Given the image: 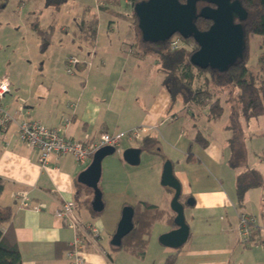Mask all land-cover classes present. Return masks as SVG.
<instances>
[{
	"label": "crops",
	"instance_id": "1",
	"mask_svg": "<svg viewBox=\"0 0 264 264\" xmlns=\"http://www.w3.org/2000/svg\"><path fill=\"white\" fill-rule=\"evenodd\" d=\"M121 20L120 23L110 20L107 29L111 34L104 36L95 21H81L83 30L86 26L96 29L90 31V36L83 30L76 34L74 45L82 62L75 72L63 83L41 74L36 79H29L24 92L18 94L13 93V83L8 79L10 91L1 100V106L12 113L21 108L30 120L63 128L64 136L74 141L86 142L103 132L116 133L148 126L144 136L158 140L155 151L143 150L139 141L127 139H123L116 150L121 153L126 148L139 147L140 158L145 153L151 156L147 177L140 168L127 170L125 165L121 166L127 171L128 182L136 188L133 197L137 202L153 203L163 208L168 216H175L169 206L173 190L160 182L163 163L169 160L181 185L180 197L191 196L194 209L201 210L198 221L206 219L204 228L198 227L201 243L181 249L175 264H233V254L240 246L239 212L252 214L257 220L251 240L242 243L243 246L264 248V208L261 207L260 212L248 209L250 192L259 187L264 189V123L252 130L246 129L248 121L243 123V136L238 144L244 149L236 153L244 157H240V163L233 167L229 110L221 118L213 119L208 116L207 106L184 103L178 97L172 100L163 83L164 74L156 62V55L140 50L129 21ZM116 27L117 30L120 28L119 32L115 31ZM68 54H63L61 59L64 71ZM37 67L41 70L44 64ZM66 120L69 123L65 127ZM220 120L217 130L213 131L210 127ZM197 136L205 143L198 141ZM208 167L216 172V177L202 175ZM80 172L71 154L54 157L42 167L38 162V151L18 138L15 121L0 136V177L5 182L0 205H10L13 209L12 219L5 229L11 241L17 244L21 264H68L65 251L74 237V230L56 212L65 200H73L76 209L84 207L92 212L87 205L79 204L88 195L76 185ZM242 173V182L253 185L246 189L241 205L237 199V178ZM21 190L28 193L32 204L41 202L44 206L40 210L20 207L15 196ZM117 191L118 195L113 197L126 204V190ZM261 199L264 200V195ZM217 215L219 221L212 229L210 219ZM91 218L84 223L96 226L100 234L85 249L86 264H165L166 257L175 250L157 240L160 234L174 228L165 219L161 220V228L157 231L154 225L146 253L139 258L113 248L110 240L108 248L101 240L102 220ZM189 219H193V215H189ZM186 222L190 231L185 242L188 245L194 231L187 219ZM116 225L107 232L110 239ZM151 256L157 262L151 263Z\"/></svg>",
	"mask_w": 264,
	"mask_h": 264
},
{
	"label": "rangeland",
	"instance_id": "2",
	"mask_svg": "<svg viewBox=\"0 0 264 264\" xmlns=\"http://www.w3.org/2000/svg\"><path fill=\"white\" fill-rule=\"evenodd\" d=\"M100 2L104 4V2L97 0H0V80L4 78L11 80L13 83L12 91L17 94L18 92H24L27 84L30 82L29 79H36L38 76H41V74H43L45 78L47 77L54 80V82L63 83L67 79V76L72 75L67 74L62 68L61 59L63 54L72 53L79 56L78 49L76 45H74L77 39L76 34L79 33L80 30H83L82 24L79 23L84 19H86V21H95L98 23V28L100 25L101 35L104 36L111 34L107 29V24L110 20L118 23L122 21L116 14L101 10ZM127 2H129V0H122L120 5L113 6L112 4V6L118 12L127 10L129 12L131 7ZM109 3L111 4L112 2L110 1ZM249 18L250 17L244 22V26L248 23ZM35 20L38 21L40 27H48L53 33L51 45L47 50L42 52L38 49L40 39L32 28V22ZM76 23L78 24L76 25ZM84 29L83 33L86 36H90V31H93L96 27L86 26ZM119 29L120 28L117 30L116 27L115 31L119 32ZM177 36L181 38L180 35L174 34L169 41L175 39ZM136 42H139L138 38H136ZM184 45L190 50L196 47V43L193 39H190L187 44L183 42L182 45L180 44L176 48H180ZM246 45V53L248 54L246 65L250 74L255 76L259 73L261 77H264V37L247 32ZM138 47L142 50L145 46L143 43L139 42ZM42 63L44 64V68L41 70L37 69V66ZM207 74H210L208 70L206 73L201 72L197 74L196 81L194 82L196 88L205 86L203 79ZM230 88L232 87L229 85L222 89L221 86L209 82L212 100L214 101L218 98L220 104L221 102L225 103L227 111L229 110L228 107L235 101L234 93ZM178 99L181 100V97H178ZM220 123L221 120L210 128L215 131V129L217 130V124ZM261 123H264V114L258 118L249 119L246 129L252 130ZM219 132L221 133V129ZM117 156L122 161H120ZM150 164L151 156L146 153L140 158L137 165H130L125 162L122 159V152L119 153V151L105 156L101 161V178L99 181V187L101 191H104L102 196L104 202L103 211L100 213H89L84 207L76 209V213L82 222L88 221L87 219L90 220L91 217V220H96L97 218L102 220L104 228L101 240H103L102 242L106 244L108 248L110 234H107V232L117 224L122 207L124 205L132 206L137 203V200L133 197L136 188L133 187L131 182H128V176L126 175L127 171L123 170L121 166L125 165L127 170L140 168L145 174V177H147L148 170L146 169L148 168L147 165L149 166ZM86 167L87 164H78V168H80L81 171ZM207 169L208 170L202 172L203 176L210 175V177H216V172L211 170L210 167ZM118 189L123 191L126 190V195L128 197V202L126 204H121L119 198L113 197L114 195H118ZM124 193L125 192H123V194ZM86 194L91 197V194L88 192H86ZM261 195H264L263 187L255 188L250 192L248 209L250 208L255 212L262 211L261 207L264 208V200L261 199ZM190 199L193 198L191 196L188 198L181 196L179 198V201L185 206V218L190 223L191 231H194V236L189 239L188 245L184 243L181 249L187 248L192 244L201 243V239L198 238V233L200 231L198 227H200V229L201 227L204 228L206 220L203 219L202 221H198L197 216H199L201 210L198 208L194 209L193 203H188ZM89 214H91L90 217ZM189 215H193V219H189ZM218 217L217 215V218L210 219L212 229L215 228L216 223L219 221ZM206 222L209 223L208 219ZM221 222L223 221L221 220ZM161 225V221L157 222L155 224V231L161 228ZM239 245L240 246L236 248L233 254V264H264V248L259 246H243L242 243ZM150 260L151 263L157 262L156 258L152 256Z\"/></svg>",
	"mask_w": 264,
	"mask_h": 264
},
{
	"label": "trees",
	"instance_id": "3",
	"mask_svg": "<svg viewBox=\"0 0 264 264\" xmlns=\"http://www.w3.org/2000/svg\"><path fill=\"white\" fill-rule=\"evenodd\" d=\"M97 1L104 2L100 7L101 10L116 14L120 19L128 20L130 27L134 31V36L145 46L142 51L156 55V62L164 74L163 83L172 100L176 97H181L184 103L190 102L199 104L200 106H207L209 110L208 116L213 119H219L225 113L227 106L223 102L220 104L218 98L214 101L212 100L209 82L221 86L222 89L229 85L232 87L230 90L234 93L235 101L228 107V127L233 131V137L230 139V143L233 146L232 149L234 150L231 165L236 167L237 165L235 164L240 163V157H244L240 153H236V151L244 149L242 144H238L243 136V123L251 118H258L264 114V77H261L259 73L255 76L250 74L246 65L248 54L246 53L243 60L232 65L226 71L220 72L207 69L210 74L205 75L203 79L205 86L196 88L194 82L196 81L197 74L207 72L206 69H200L190 62V55L198 49L197 44L196 47L190 50L186 45L180 48H173L170 41L164 43L143 42L140 37L136 15L133 12L134 4L141 0H129L127 2L131 7L129 12L128 10L118 12L114 9L113 6L120 5L122 0ZM110 1L112 2L111 4L109 3ZM180 1L185 2V0ZM242 4L248 10V17H250L248 23L245 24L246 32L264 37V0H242ZM210 24L211 22L209 20L200 17L196 20V25L200 30L208 29ZM32 28L40 39L39 51H45L52 41L53 33L51 29L48 27H40L37 20L32 22ZM181 38L186 44L191 39ZM196 139L203 144L205 143V140L201 139L200 136H197ZM139 142L141 149L151 152L155 151L153 149L158 144L156 138L147 135ZM236 145L239 147H236ZM243 177L244 174L242 173L237 178V199L241 205L246 189L249 185H253L252 183L244 184L242 182ZM257 184L259 183L257 182ZM76 185L79 189L91 194V197L87 196L79 201V204H85L91 209L93 191L78 181ZM4 187L5 182L0 177V195ZM132 207L134 209L133 228L123 237L121 247L115 249L123 250L139 258H143L154 225L158 221L165 219L171 226L175 227L173 221L174 215L168 216L163 208L142 200H139ZM91 211L96 213L92 209ZM12 216L13 209L10 205H0V264H21V255L17 244L14 240L11 241L12 239L8 237V231L5 229V226L11 221ZM256 243L258 242L254 244ZM180 249L181 247L169 254L165 259V264H175Z\"/></svg>",
	"mask_w": 264,
	"mask_h": 264
},
{
	"label": "water",
	"instance_id": "4",
	"mask_svg": "<svg viewBox=\"0 0 264 264\" xmlns=\"http://www.w3.org/2000/svg\"><path fill=\"white\" fill-rule=\"evenodd\" d=\"M133 12L138 21V29L143 42L164 43L178 34L185 39H193L198 49L190 55V62L200 69L226 71L244 59L246 29L244 22L249 12L242 0H141L134 4ZM211 22L206 30L196 25L197 18ZM112 146H102L92 155L85 169L77 176V181L93 191L91 209L100 213L104 209L102 191L99 187L102 159L115 152ZM141 149L129 147L122 151V159L130 165L140 161ZM160 182L174 190L170 208L174 212L175 227L159 235L163 246L178 249L189 237V225L184 215V204L179 201L181 185L173 174L172 164L166 160ZM193 203V199L188 201ZM134 209L124 205L115 231L110 239L113 248H120L122 239L133 228Z\"/></svg>",
	"mask_w": 264,
	"mask_h": 264
},
{
	"label": "built area",
	"instance_id": "5",
	"mask_svg": "<svg viewBox=\"0 0 264 264\" xmlns=\"http://www.w3.org/2000/svg\"><path fill=\"white\" fill-rule=\"evenodd\" d=\"M182 43L183 41L179 36L170 41L173 48L180 44L182 45ZM81 62V59L76 54H68L64 60L66 73L73 74ZM9 90L10 84L8 80L5 78L0 80V100ZM14 121L17 123L18 138L38 151V162L42 167H45L52 158H58L65 154H71L78 164L88 163L98 148L112 146L115 150H118L123 139L140 141L149 130L148 126H138L116 133L103 132L97 138L86 142L74 141L64 136L63 128L49 127L40 122L30 120L21 112V108L12 113L0 104V135ZM68 123V120H66L64 126L66 127ZM15 197L19 206L23 208L31 207L34 210H40L44 206L41 202L32 204L26 191L17 192ZM56 213L65 221L69 228L74 230V237L65 251L68 264H86L85 249L90 241L99 237V229L89 222L84 223L80 220L76 214V203L73 200L63 201ZM256 223L257 220L254 215L245 212L238 213L240 243L246 244L251 240V233Z\"/></svg>",
	"mask_w": 264,
	"mask_h": 264
}]
</instances>
